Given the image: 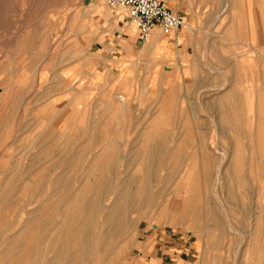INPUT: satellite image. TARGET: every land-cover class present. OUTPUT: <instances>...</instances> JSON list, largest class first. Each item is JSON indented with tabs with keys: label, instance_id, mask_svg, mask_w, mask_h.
<instances>
[{
	"label": "rangeland",
	"instance_id": "1",
	"mask_svg": "<svg viewBox=\"0 0 264 264\" xmlns=\"http://www.w3.org/2000/svg\"><path fill=\"white\" fill-rule=\"evenodd\" d=\"M101 7L113 10L105 0H0V77H8L0 88L10 89L2 101L17 96L20 103L28 89L57 92L60 80L32 77L92 59L103 41L93 38L90 12ZM85 61L71 65L80 72L91 67ZM67 83L73 103L92 92L82 80ZM240 90L254 111L239 113L238 129L225 127L236 119L231 113H205L214 126L210 158L195 159L189 175L187 160L177 161L176 176H163L156 159H119L123 150L145 155L132 153L133 141L111 144L109 159H92L97 144L76 143L73 129L50 146L49 159L31 158L43 155L33 152L41 145L0 142V264H145L160 236L174 247L215 250L218 264H264V136L257 131L264 127V59H254V80ZM119 94L116 102L128 104ZM236 138L249 143L230 145Z\"/></svg>",
	"mask_w": 264,
	"mask_h": 264
},
{
	"label": "crops",
	"instance_id": "2",
	"mask_svg": "<svg viewBox=\"0 0 264 264\" xmlns=\"http://www.w3.org/2000/svg\"><path fill=\"white\" fill-rule=\"evenodd\" d=\"M164 1L183 15L186 26L167 35L155 28L149 40L139 44L137 27L124 11L97 8L90 12L93 29L98 28L93 38L103 43L98 44L92 59L70 63L82 65L89 60L90 68L81 66L78 72L76 67L65 65L58 72L35 74L33 79L60 80L57 92L36 94L28 89L20 103L17 96L3 102L10 89L0 88V142L19 145L26 141L33 148L41 145L33 152L43 155L31 158L49 159L50 146L62 143L67 129H73L76 143L97 144L92 159H109L111 144L133 141L132 153L145 155L127 157L123 150L118 158L156 159L166 170L163 176H176L180 159L190 162L188 175L195 159H209L214 127L211 112L235 115L225 127L238 129L239 113L254 111V103L243 99L240 87L243 89V80H254V59H264V0ZM7 78L5 75L0 80ZM74 78L82 80L83 90H92L80 103H73L77 95L67 90V81ZM115 90L123 92L129 103L118 104ZM140 98L141 108L135 106ZM197 115L202 120H195ZM152 138L158 143L155 149ZM243 140L236 138L229 144L249 143ZM232 154L231 159L235 157ZM251 154L245 155L247 160L254 159V151ZM245 171L252 173L247 167ZM156 241L145 264H218L216 257L221 255L207 248L199 253L194 248L174 247L162 236Z\"/></svg>",
	"mask_w": 264,
	"mask_h": 264
},
{
	"label": "built area",
	"instance_id": "3",
	"mask_svg": "<svg viewBox=\"0 0 264 264\" xmlns=\"http://www.w3.org/2000/svg\"><path fill=\"white\" fill-rule=\"evenodd\" d=\"M105 1L111 9L126 13L128 19L135 23L138 37L142 41H145L149 33L155 28L167 35L186 24L183 15L173 11L164 0Z\"/></svg>",
	"mask_w": 264,
	"mask_h": 264
},
{
	"label": "bare ground",
	"instance_id": "4",
	"mask_svg": "<svg viewBox=\"0 0 264 264\" xmlns=\"http://www.w3.org/2000/svg\"><path fill=\"white\" fill-rule=\"evenodd\" d=\"M105 3H106V1H105ZM106 4H107V3H106ZM107 5H108V4H107ZM109 7H110V6H109ZM110 8H111V7H110ZM131 25H132L133 27L136 28V25H135L133 22H131ZM185 26H186V25H185ZM153 30H154V29H153ZM153 30H152V31H153ZM152 31H151V32H152ZM151 32H150V33H151ZM150 33H149V35H150ZM149 35H148V37H149ZM148 37H147V39H148ZM147 39H146V40H147ZM146 40H145V41H146ZM3 89H4V88H3ZM119 95H120L119 97H120L123 101L126 100V96H125V95H121V94H119ZM122 97H123V98H122ZM114 105H115V104H114ZM260 117H261V115H260ZM263 118H264V117H263ZM260 120H261V119H260ZM259 123H260V122H259ZM263 123H264V120H263ZM257 124H258V122H257ZM262 127H263V126H261V125L259 126V125H258V130H257V131H258V133H259V132L262 133V135L264 136V127H263V128H262ZM258 137H259V136H258ZM260 138H262V137H260ZM261 140H262V139H261ZM259 141H260V140H259ZM260 143L263 144L262 142H260ZM220 165H221V164H220ZM216 175H217V174H216ZM12 182H13V181H12ZM217 184H218V183H217ZM23 186H24V185H23ZM212 197H213V196H212ZM94 199H95V198H94ZM44 200H45V199H44ZM59 200H60V199H59ZM43 204H44V203H43ZM177 205H178V204H177ZM224 207H225V206H224ZM253 212H254V211H253ZM7 216H8V215H7ZM250 221H251V220H250ZM253 224H254V223H253ZM154 225H156V224H154ZM230 231H231V230H230ZM241 235H242V234H241ZM12 262H13V260H12Z\"/></svg>",
	"mask_w": 264,
	"mask_h": 264
}]
</instances>
